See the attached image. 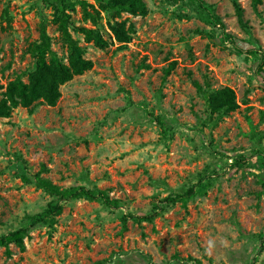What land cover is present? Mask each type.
Listing matches in <instances>:
<instances>
[{"label": "rangeland", "instance_id": "1", "mask_svg": "<svg viewBox=\"0 0 264 264\" xmlns=\"http://www.w3.org/2000/svg\"><path fill=\"white\" fill-rule=\"evenodd\" d=\"M144 2L145 15L119 18L129 41L99 48L73 27L109 40L106 12L93 25L82 11L95 1L70 0L67 29L91 68L53 105L0 117V236L27 228L0 264H264V0ZM42 25L66 62L50 0H0V98L34 69ZM192 79L230 87L237 107L211 112ZM37 175L113 204L60 199Z\"/></svg>", "mask_w": 264, "mask_h": 264}, {"label": "trees", "instance_id": "2", "mask_svg": "<svg viewBox=\"0 0 264 264\" xmlns=\"http://www.w3.org/2000/svg\"><path fill=\"white\" fill-rule=\"evenodd\" d=\"M97 8L88 9L83 6L82 15L84 19H88L93 25H96L101 17V11H105L106 24L113 38L106 39L98 28H89L84 25H76L73 30L81 33L86 42H92L99 48H105L112 43V39L117 42H127L133 31L132 23H128L126 18L119 19L123 12L130 15H145L147 8L144 0H94ZM258 1V0H255ZM70 0H50L53 8L55 20L59 23L61 38L67 46L66 62L58 58L49 48L50 37L47 35L44 25L40 29V42L30 45L32 53L37 54L36 64L32 71L29 72L27 81L24 82L19 78L9 80L2 91L0 98V117H7L11 110L16 106L27 107L29 111L38 102H45L53 105L60 96L59 86L72 79L74 75L83 73L91 68L92 61L84 57L85 49L77 39H75L68 31L69 14L65 11ZM47 52L49 53L46 57ZM192 83L197 92H200L207 101L211 112L228 113L237 107L234 91L227 86L210 90L203 87L197 80L192 79ZM36 182L49 193L60 199L84 197L87 199H101L106 204L111 205L113 201L109 199L107 194L101 190L89 189L85 186L75 188L60 189L52 184L49 180L38 177ZM190 193L176 194L164 197L166 202H174L176 200H184ZM56 203L38 217L32 220L31 224H37L45 218L52 217L59 210ZM128 215H123V219ZM26 227L17 229L0 236V245L8 247L10 241L15 240L16 243L22 245L21 238L18 236L25 233ZM7 252L8 249H7Z\"/></svg>", "mask_w": 264, "mask_h": 264}]
</instances>
